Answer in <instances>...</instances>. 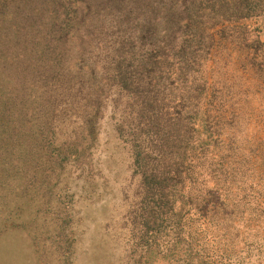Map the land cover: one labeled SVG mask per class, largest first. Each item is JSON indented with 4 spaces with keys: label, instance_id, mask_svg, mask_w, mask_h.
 I'll return each mask as SVG.
<instances>
[{
    "label": "trees",
    "instance_id": "obj_1",
    "mask_svg": "<svg viewBox=\"0 0 264 264\" xmlns=\"http://www.w3.org/2000/svg\"><path fill=\"white\" fill-rule=\"evenodd\" d=\"M262 3L0 0L6 183L21 193L37 185L51 199L65 171L96 168L94 150L106 131L127 161L124 209L112 220L127 264H207L203 247L193 245L197 232L186 229L187 213L211 212L214 220L242 214L244 205L227 202V177L218 178L227 157L218 149L223 115L213 113L218 96L206 62L212 40L241 31L236 22ZM202 165L213 169L212 186L200 182ZM259 206L244 219L257 220ZM69 240L58 233L64 253Z\"/></svg>",
    "mask_w": 264,
    "mask_h": 264
},
{
    "label": "rangeland",
    "instance_id": "obj_2",
    "mask_svg": "<svg viewBox=\"0 0 264 264\" xmlns=\"http://www.w3.org/2000/svg\"><path fill=\"white\" fill-rule=\"evenodd\" d=\"M255 13L236 22L241 31L212 40L206 62L208 86L218 96L213 113L223 115L217 118L218 149L227 157L218 178L227 177L221 178L232 197L227 202L235 198L244 205L242 214L228 212L225 218L218 212L214 220L211 212L187 213L186 229L197 232L193 245L203 247L207 264H264V3ZM105 133L94 150L96 168L65 171L52 184L51 199L37 185L15 191L0 170V264H127L123 236L112 223L124 209L120 184L128 175L127 161ZM200 170V182L212 186L213 169ZM257 205V220L246 221L255 217L250 208ZM61 230L70 237L65 253L58 247Z\"/></svg>",
    "mask_w": 264,
    "mask_h": 264
}]
</instances>
